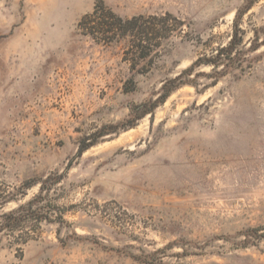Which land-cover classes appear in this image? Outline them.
I'll return each instance as SVG.
<instances>
[{"label":"rangeland","instance_id":"rangeland-1","mask_svg":"<svg viewBox=\"0 0 264 264\" xmlns=\"http://www.w3.org/2000/svg\"><path fill=\"white\" fill-rule=\"evenodd\" d=\"M97 1L0 0V191L61 178L40 204L55 221L0 235V264H264V0H100L170 15L133 76L124 41L77 29ZM236 30L234 69L195 67L159 102Z\"/></svg>","mask_w":264,"mask_h":264},{"label":"trees","instance_id":"trees-1","mask_svg":"<svg viewBox=\"0 0 264 264\" xmlns=\"http://www.w3.org/2000/svg\"><path fill=\"white\" fill-rule=\"evenodd\" d=\"M170 18L169 14L162 15L160 17H150L144 19L142 16L122 18L114 14L110 9L104 6L103 2L98 0L93 7L91 13L84 15L77 24V29L82 35L89 37L97 44L103 46H109L120 41H124L126 44V51L124 56H128L124 61L129 63L130 70L133 76L134 74L143 75L151 69L148 56L150 55L151 47L154 46L152 42L160 43L169 36V29L167 20ZM177 25H182L180 20L174 19ZM236 19L234 20L235 29L237 27ZM240 30H236V33L231 35L229 41L225 46L217 48L211 52L208 56L197 59L188 68L184 69L178 76L173 79H164L160 87V91L163 96L159 102H162L163 98L168 96L178 86L189 82H178L182 76H188L195 67L208 66L211 68V72L218 73L217 70L221 68L219 75H224L227 70L234 69V65L240 61L241 54L237 53V48L243 43L242 37H237ZM242 33V32H241ZM251 47L249 52L256 51L261 45L258 43V36L254 35L251 40ZM264 44V41H263ZM178 82V83H177ZM177 83V84H176ZM124 91L130 92L134 89L128 86V83H124ZM146 106V104H144ZM151 112V110H144L138 118L143 117L145 114ZM84 149H79L77 156H79ZM61 180L59 177L53 175L42 176L39 178H30L22 182L18 187V195L16 192L7 193L0 191V210L9 202H17L18 196L24 197L26 190L38 186V192L31 199L24 204L17 205V207L7 211L0 212V235H9L19 230L32 229L34 225L44 223H52L55 220L51 219L49 214L44 213L41 202L43 201L44 194L48 193L50 189ZM60 221L62 217L59 216ZM33 223L29 226L30 223ZM28 239L26 238L19 244H25ZM20 249V248H19Z\"/></svg>","mask_w":264,"mask_h":264},{"label":"built area","instance_id":"built-area-1","mask_svg":"<svg viewBox=\"0 0 264 264\" xmlns=\"http://www.w3.org/2000/svg\"><path fill=\"white\" fill-rule=\"evenodd\" d=\"M263 197H264V190H263Z\"/></svg>","mask_w":264,"mask_h":264}]
</instances>
